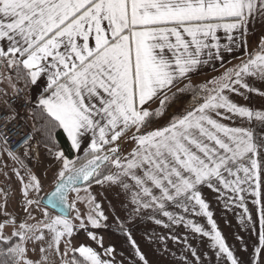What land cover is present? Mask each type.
<instances>
[{"label": "snow or ice", "instance_id": "1", "mask_svg": "<svg viewBox=\"0 0 264 264\" xmlns=\"http://www.w3.org/2000/svg\"><path fill=\"white\" fill-rule=\"evenodd\" d=\"M257 24L264 0H0L3 144L21 109L33 121L21 154L5 149L23 170L14 172L24 200L18 214L0 205V264H128L113 231L133 264H151L133 231L144 217L210 237L222 264H264V136L232 126L264 124V110L249 106L251 94L264 97L252 83L264 85V34L259 52L224 64ZM215 62L224 71L194 87ZM40 149L60 167L54 189L30 198L43 182L25 160L39 164ZM205 189L242 209L241 224L259 214L250 253L226 242ZM181 210L207 217L211 231Z\"/></svg>", "mask_w": 264, "mask_h": 264}, {"label": "crops", "instance_id": "2", "mask_svg": "<svg viewBox=\"0 0 264 264\" xmlns=\"http://www.w3.org/2000/svg\"><path fill=\"white\" fill-rule=\"evenodd\" d=\"M264 34V26L257 24L254 27V31L249 33L248 36V47L236 51L234 54H225V66L228 68L238 65L241 61H245L247 57L251 54L259 52L257 47L261 35ZM224 67H221L219 62H215V66L212 65L204 66L199 73L193 75L192 84L193 86L204 85L210 81L214 76L222 73ZM254 86L264 90V85H261L259 80H252ZM211 84L208 85L210 87ZM243 102V101H242ZM247 103V102H243ZM250 107H254L256 110H264V97L259 96L258 94H251V104ZM182 110V109H181ZM232 126H248L255 133L257 137L264 136V124L260 122H247L243 123L237 122ZM131 147V145H129ZM52 182H49L47 186H52ZM50 186V187H51ZM49 187V188H50ZM48 188V190H49ZM47 190V188H46ZM44 190V191H46ZM75 195V194H74ZM73 195V196H74ZM83 192L81 196H83ZM206 202L209 203V210L213 213V219L216 221L218 229L226 237V242L234 248L233 242H236L235 238L237 237L238 229L228 227L229 220L231 216L239 217L243 212L242 209L236 208L233 206L231 209H226L222 202L218 201L216 194L211 193L209 190L205 189L203 193ZM248 206L252 208L251 197L246 201ZM83 208L82 205H78ZM170 211H176L175 209H169ZM75 215V213L73 212ZM186 219H191L196 223L203 226L206 230L211 231V225L207 222V217L204 216H194L190 213L184 214ZM167 222V218H163ZM258 219L259 214H256V220L250 222V229L252 231V246L255 248V240H258ZM135 238L140 245L141 249L147 253L148 258L151 264H193V259L189 253V246L192 250H196L201 257L202 264H222L221 260L218 259L214 254V249L211 247L210 237H204L201 234L194 233L190 228H183L182 226H173L172 228H163L162 226L156 225L152 220H149L147 217H144L137 221L134 228ZM229 232V236H228ZM175 235L178 236V240H172L171 237ZM167 236L166 241H161L157 237ZM111 238L118 246V251H121L127 260L128 264H133L134 254L132 253L131 248L124 242V238L116 232L111 233ZM187 241V244L184 241ZM165 248L167 251L165 252ZM244 258V255H243ZM246 260V259H245Z\"/></svg>", "mask_w": 264, "mask_h": 264}, {"label": "rangeland", "instance_id": "3", "mask_svg": "<svg viewBox=\"0 0 264 264\" xmlns=\"http://www.w3.org/2000/svg\"><path fill=\"white\" fill-rule=\"evenodd\" d=\"M6 88V83H0V89ZM29 126V125H28ZM1 148V159H0V205L4 204V201L7 200V208L10 213L18 214L20 213V204L23 202V185L19 183L14 170L21 171L23 173V170L20 169L19 164L14 161L11 157L7 155V152L5 151L4 147L0 144ZM40 163L37 164L36 159L34 157H30L29 159L25 160L26 164H29L30 167H33V170L39 175L43 182V191L36 193L33 191H30L29 195L30 198H39L42 195H44L46 192H48L52 187L47 186L49 182H52L55 180V174L59 170L60 165L53 161L51 157H45L43 153V149H40ZM18 153L17 155H20ZM23 158V157H21ZM9 185V190L3 191V186ZM50 187V188H49ZM49 190L47 191L46 190ZM46 190V192L44 191ZM74 194H72L73 196ZM34 215H39V209L34 213ZM74 215V214H73ZM229 225L228 227L231 228H237V236L242 237V240H237L236 242H233V245L235 246L234 249L238 253L242 252L241 245L243 244L244 247H246L249 250V253L253 250L252 246V231L250 229H247L250 227V222L247 224H241L240 218L231 216L228 218ZM259 229V227H258ZM7 231H11L9 228ZM229 236V232H228ZM258 240H255V244L257 245ZM230 244V243H229ZM249 255H244V259H249Z\"/></svg>", "mask_w": 264, "mask_h": 264}, {"label": "built area", "instance_id": "4", "mask_svg": "<svg viewBox=\"0 0 264 264\" xmlns=\"http://www.w3.org/2000/svg\"><path fill=\"white\" fill-rule=\"evenodd\" d=\"M21 117V121L12 126L9 133L10 145H4L2 139H0V144L4 147V149L10 147L11 151L17 154L21 152V149L17 146L16 142L22 140L28 129H30L27 123L28 116L25 115V111L23 109H21ZM25 124L27 125V127H25ZM9 188V185H5L6 190H9Z\"/></svg>", "mask_w": 264, "mask_h": 264}, {"label": "trees", "instance_id": "5", "mask_svg": "<svg viewBox=\"0 0 264 264\" xmlns=\"http://www.w3.org/2000/svg\"><path fill=\"white\" fill-rule=\"evenodd\" d=\"M249 59V57H247V59L245 60V61H247ZM197 86V85H196ZM198 86H203L202 84L201 85H198ZM195 87V86H194ZM211 87V86H210ZM184 95H186V96H188L189 97V99H188V103H191V93H185ZM27 123H28V125H29V127L31 128V125H32V123H33V121L28 117V119H27ZM162 126H166V124L165 125H162ZM1 155H2V152H1V148H0V159H1ZM55 181V180H54ZM54 181H53V183H52V186L54 185ZM51 186V187H52ZM4 190H6L5 189V186H3V191ZM48 191V190H47ZM46 192V191H45Z\"/></svg>", "mask_w": 264, "mask_h": 264}, {"label": "water", "instance_id": "6", "mask_svg": "<svg viewBox=\"0 0 264 264\" xmlns=\"http://www.w3.org/2000/svg\"><path fill=\"white\" fill-rule=\"evenodd\" d=\"M53 189H54V185L52 186V188H51L48 192H46V193H45L44 195H42L41 197H45L46 194H47V193H50Z\"/></svg>", "mask_w": 264, "mask_h": 264}]
</instances>
